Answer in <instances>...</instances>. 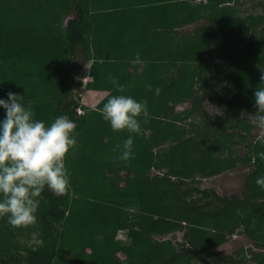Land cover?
Returning a JSON list of instances; mask_svg holds the SVG:
<instances>
[{
    "label": "trees",
    "instance_id": "trees-1",
    "mask_svg": "<svg viewBox=\"0 0 264 264\" xmlns=\"http://www.w3.org/2000/svg\"><path fill=\"white\" fill-rule=\"evenodd\" d=\"M244 5L245 0H0V97L9 91L24 95L36 118L48 123L67 114L78 133L77 146L66 155L70 189L62 195L45 189L38 197L42 244L15 247L10 257L0 251V264H114L116 248L106 236L98 245L86 233L110 223L118 228L122 214L132 217L125 227H139L126 246L125 264H246L215 250L239 225L250 233L249 224L264 219V188L255 182L264 176V161L254 159L264 151L254 143L264 133L249 137L254 124L241 115H258L254 91L264 86L259 85L264 0H250L259 11L243 13ZM196 20L204 22L180 34L178 27ZM77 47L89 63L92 79L86 86L107 90L92 108L73 94L81 84L72 67ZM133 60H147L144 70L180 65L166 84L128 72ZM186 73L190 84L194 75L204 82L201 92L185 85ZM171 94L188 99L197 113L199 122L189 124L190 133L173 126L172 120L182 117L166 105ZM112 95L147 101V116L138 117L140 133L114 131L96 110ZM202 99L217 111L203 109ZM129 135L135 155L124 161L119 156ZM161 141L170 142L166 149ZM239 145L245 149L241 156ZM252 159L256 169L241 195L222 197L195 186L196 175L213 176ZM151 168L159 172L151 175ZM121 172L126 186L117 180ZM126 200L138 204V213L126 214L121 208ZM176 230H182V240L164 238ZM86 248L89 254L83 253ZM250 253L256 264H264V253Z\"/></svg>",
    "mask_w": 264,
    "mask_h": 264
},
{
    "label": "clouds",
    "instance_id": "clouds-1",
    "mask_svg": "<svg viewBox=\"0 0 264 264\" xmlns=\"http://www.w3.org/2000/svg\"><path fill=\"white\" fill-rule=\"evenodd\" d=\"M260 81L259 85H264V71ZM84 86L86 78H82ZM254 100L257 119L264 122V86L255 89ZM0 108L4 109L0 118V217L18 227L36 221L37 198L45 189L55 195L70 189L66 155L77 146V124L67 114L56 116L50 123L37 119L24 95L11 91L6 98L0 97ZM96 110L114 131L127 129L137 134L141 131L138 117L148 114L147 101L131 95L109 96L103 107ZM133 143L134 137L129 135L123 141L119 159L127 161L134 157ZM254 143L264 145V135ZM256 157L264 161V151L257 152ZM255 182L264 188V176L257 177Z\"/></svg>",
    "mask_w": 264,
    "mask_h": 264
},
{
    "label": "rangeland",
    "instance_id": "rangeland-1",
    "mask_svg": "<svg viewBox=\"0 0 264 264\" xmlns=\"http://www.w3.org/2000/svg\"><path fill=\"white\" fill-rule=\"evenodd\" d=\"M190 3H199V2H205L206 0H187ZM232 5V3H230ZM246 7L245 11L243 13H247L248 11H259V7H251L250 0H245ZM253 8V10H251ZM70 17V15H69ZM68 18V17H67ZM17 21H20L21 18H16ZM204 20L202 21H194L189 24H183L181 27H178L180 34L183 33V30H193L194 28L200 26ZM240 46V44L238 45ZM153 58V57H152ZM152 61V59H151ZM149 64L147 63V60L145 61H139V60H133L131 61V65L128 67V72L135 71L137 73H144L148 74V77H154L158 79H163L164 83H169L172 79L177 77L178 69L180 62L176 64V67L170 66L169 68H161V69H147L144 70L145 66ZM72 67L74 71L75 78H80V86L75 87L73 89V94L78 98L80 105H85L88 107H95L97 103L104 98V96L107 94V90H96V89H90L87 86L82 87V78H86V83L91 80V75L88 72L89 63H85L84 56L82 54V48L77 47L75 50L73 59H72ZM188 73H191V70H187ZM185 74V85H189L192 87V89L195 87H199L202 83V81H199V79L196 78L194 75L192 78V84L189 82V74ZM208 78H206L207 80ZM197 90H200L201 88H197ZM226 98V97H224ZM202 107L209 113H214L217 111V107L210 102L207 99H202ZM167 106L173 105V113L178 112V115L182 117V119L172 120L174 125L177 126L187 132H189V124H196L199 122L197 113H193L190 110V102L188 99H181V100H175L173 95L171 94L169 99L166 100ZM83 113V112H82ZM168 114V113H167ZM242 116H246L249 118V120L254 124V128L252 129L249 137H256L260 134L264 133V122H260L257 119V114H253L248 111H243L241 114ZM165 119V118H164ZM190 133V132H189ZM170 142L164 141L160 142L159 146L160 148H167ZM239 150V156H241L244 153V147L243 145H239L237 147ZM256 169V162L254 159L249 160L247 163H238L237 165L227 168L226 170L220 171L216 173L213 176H205L201 177L199 175H196L197 182L195 183V186H198L200 189H212L214 190L218 195L222 197H231L234 195H241L246 189V182L248 176ZM159 170L155 168H151L149 170V174H156ZM123 172L119 173L118 182L120 186H126L124 180H123ZM38 200V198H37ZM39 202V200H38ZM38 205V203H37ZM121 208L128 213L126 214H133L138 213L139 207L137 203H134L133 201L126 200V203H124ZM37 213V211H36ZM125 214V213H124ZM131 215L128 218H124L123 214L120 217L121 225H119L118 228L113 229L116 227V224L110 223L108 226H103L101 230L93 231V232H87L86 237L87 238H93L98 245L103 241V238L106 236V240L109 243V245L115 246V252L114 257L116 258L114 264H125L128 259L126 246H130L133 242L132 240V234L134 230H139V227L134 226L132 228L125 227L124 225H128L131 222ZM103 224V223H97ZM250 235L249 231H246L244 229L243 225H239V227L232 233V235L229 236V238L223 242L222 244L218 245L215 250L221 254V255H227L232 256L235 260H241L244 261L246 264H256L255 259L251 257V251L256 252H262L264 253V219L261 221L260 219H254L250 224ZM74 229H76V232L80 231V229L76 228L74 226ZM114 230V231H113ZM153 238H157L158 235L153 234ZM164 238H170L172 242H177L182 240V230H176L172 233H168L164 236ZM261 243H259L257 241ZM42 244V239L40 235V231L37 226V221L34 223L28 224V225H22V226H12L8 223L6 217H0V251H3L5 254L6 252H10L8 257L10 255H15V247L16 248H34ZM124 247V249H121V247ZM147 247V246H145ZM243 250L244 252H238L239 250ZM83 253L89 254L90 248H86ZM11 264V263H9ZM87 264V263H86ZM90 264V263H88Z\"/></svg>",
    "mask_w": 264,
    "mask_h": 264
},
{
    "label": "built area",
    "instance_id": "built-area-1",
    "mask_svg": "<svg viewBox=\"0 0 264 264\" xmlns=\"http://www.w3.org/2000/svg\"><path fill=\"white\" fill-rule=\"evenodd\" d=\"M76 111H77L78 113H80V112H82V109H81L80 107H77V108H76Z\"/></svg>",
    "mask_w": 264,
    "mask_h": 264
},
{
    "label": "flooded vegetation",
    "instance_id": "flooded-vegetation-1",
    "mask_svg": "<svg viewBox=\"0 0 264 264\" xmlns=\"http://www.w3.org/2000/svg\"><path fill=\"white\" fill-rule=\"evenodd\" d=\"M201 177H205V176H201Z\"/></svg>",
    "mask_w": 264,
    "mask_h": 264
},
{
    "label": "bare ground",
    "instance_id": "bare-ground-1",
    "mask_svg": "<svg viewBox=\"0 0 264 264\" xmlns=\"http://www.w3.org/2000/svg\"><path fill=\"white\" fill-rule=\"evenodd\" d=\"M77 107V106H76Z\"/></svg>",
    "mask_w": 264,
    "mask_h": 264
}]
</instances>
